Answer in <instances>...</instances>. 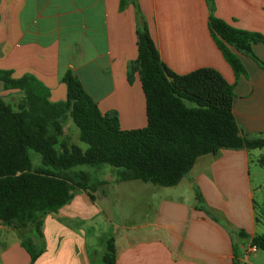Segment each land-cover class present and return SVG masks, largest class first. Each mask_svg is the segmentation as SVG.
I'll list each match as a JSON object with an SVG mask.
<instances>
[{
	"label": "crops",
	"instance_id": "0c3cea01",
	"mask_svg": "<svg viewBox=\"0 0 264 264\" xmlns=\"http://www.w3.org/2000/svg\"><path fill=\"white\" fill-rule=\"evenodd\" d=\"M211 15L264 35V0H0V70L15 79L36 77L53 103L66 100L63 78L72 72L102 113L119 114L123 130L143 129L148 119L140 75L132 83L128 75L138 56L137 30L147 25L172 72L217 70L235 88L233 113L242 134L264 137V70L230 48L246 71L236 78L211 35ZM253 51L264 61L263 45ZM250 165L251 151L222 150L199 158L172 188L122 181L113 168L93 169L94 200L76 192L57 214L41 219L40 235L34 225L21 230L0 221V264H31L27 239L46 250L34 264H91V254L105 264L109 239L116 264H235L236 257L255 264L250 260L259 251L249 249L264 228L256 202L264 179Z\"/></svg>",
	"mask_w": 264,
	"mask_h": 264
},
{
	"label": "trees",
	"instance_id": "16d2710c",
	"mask_svg": "<svg viewBox=\"0 0 264 264\" xmlns=\"http://www.w3.org/2000/svg\"><path fill=\"white\" fill-rule=\"evenodd\" d=\"M211 35L237 79L246 76L234 48L252 58L264 70V61L254 53L264 46V35L236 29L209 17ZM138 56L130 67L129 82L139 73L147 103V126L123 130L116 111L102 113L81 82L68 72L63 78L66 100L50 101V91L36 77L13 78L0 70L4 93L22 95L16 110L0 96V221L26 229L34 225L40 235L41 219L57 214L78 191H96L91 174L76 168L118 170L119 179L137 180L157 187L177 186L197 160L222 150H261L264 137L249 139L233 113L235 88L215 69L202 68L177 75L161 60L147 28L137 30ZM72 121L80 143L62 142L64 121ZM39 156L35 164L31 153ZM264 163V159L260 161ZM257 222L264 226V203L257 209ZM252 247L264 251V235L252 238ZM23 246L34 264L37 253L29 239ZM103 259L116 264V249L109 239ZM235 264H240L237 257Z\"/></svg>",
	"mask_w": 264,
	"mask_h": 264
},
{
	"label": "rangeland",
	"instance_id": "374dc122",
	"mask_svg": "<svg viewBox=\"0 0 264 264\" xmlns=\"http://www.w3.org/2000/svg\"><path fill=\"white\" fill-rule=\"evenodd\" d=\"M0 87H2V83L1 82H0ZM1 92H2V90H0V96H2V94H3L4 97L8 96V94H6L4 92L1 93ZM14 93L15 92H11V96L6 97L4 100L7 103H9L13 107L14 110H16L20 100L17 97V95L14 94ZM67 140L71 141L73 144H76V145H79V146L83 147L84 149H86V147H87L86 145L80 143V141H79V131H78L77 127L73 124V122L65 120L64 121V135L62 137V142L64 143ZM31 155H32L34 163L38 164L39 163L38 154L32 152ZM263 159H264V149L263 150H253V151H251V165H250L251 173L254 175V172H258V174H260L262 179H264V168H263L264 167V163H261L260 161L263 160ZM103 168H105L106 170L107 169H111L110 166H105ZM75 170H84V171H87V172L90 171L91 173H93V171H94L93 169H89V168H86V167L85 168H80L79 167V168H76ZM256 182L257 181L254 178L255 187L257 186ZM256 192H257L256 193L257 194L256 202H257V209H258V208H261L263 203H264V195H261V191L260 190L258 191V189H257ZM128 203H129L128 201H125V204H128ZM95 223L96 222L93 221V223L91 222L89 225H93V227H94ZM126 223H127V225L130 224L129 221L126 222ZM17 229H19V228H17ZM21 230H23V229H21ZM259 232H260L261 235H264V228H260ZM33 245L35 247L34 248L35 251L37 253H39L41 251L40 246L36 245L35 243H33ZM3 247H4V245L3 244L1 245V243H0V250H2ZM45 252H46L45 249L42 250L39 258L43 254H45ZM27 253H28V251H27ZM29 256H30V254H29ZM257 257H258L257 260H254V258H252L250 261L251 262H255V264L260 263L262 260L264 261V251H259V254L257 255ZM30 258H31V256H30ZM90 260H91V264H97V263H95L94 254L90 255ZM259 260H260V262H259ZM31 262H32V259H31ZM249 264H251V263L249 262Z\"/></svg>",
	"mask_w": 264,
	"mask_h": 264
},
{
	"label": "built area",
	"instance_id": "2783aa9c",
	"mask_svg": "<svg viewBox=\"0 0 264 264\" xmlns=\"http://www.w3.org/2000/svg\"><path fill=\"white\" fill-rule=\"evenodd\" d=\"M258 250L256 249V248H254V247H251L250 249H249V253H251V254H253V253H256Z\"/></svg>",
	"mask_w": 264,
	"mask_h": 264
}]
</instances>
